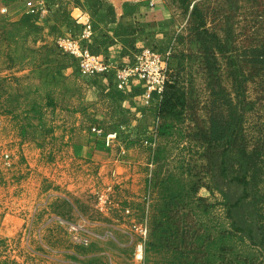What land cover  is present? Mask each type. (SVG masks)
I'll use <instances>...</instances> for the list:
<instances>
[{
	"label": "rangeland",
	"instance_id": "374dc122",
	"mask_svg": "<svg viewBox=\"0 0 264 264\" xmlns=\"http://www.w3.org/2000/svg\"><path fill=\"white\" fill-rule=\"evenodd\" d=\"M51 2L39 16L0 0V238L35 264H264V0ZM76 6L112 66L91 81L56 45L79 35ZM167 47L152 149L144 85L119 90L114 71ZM29 214L34 259L13 234Z\"/></svg>",
	"mask_w": 264,
	"mask_h": 264
},
{
	"label": "built area",
	"instance_id": "2783aa9c",
	"mask_svg": "<svg viewBox=\"0 0 264 264\" xmlns=\"http://www.w3.org/2000/svg\"><path fill=\"white\" fill-rule=\"evenodd\" d=\"M61 1L71 2L72 0ZM26 3L29 13L39 16H45L52 5L51 0H26ZM85 10L81 6H76L77 13L73 17L75 23L79 25V35L61 34L56 39V45L61 52L75 63L79 75L85 80L91 81L95 77H103L108 74L112 66L106 56L95 53L92 49V21ZM171 55L172 51L170 47H167L162 52L159 49L147 48L141 51L132 65L117 67L114 71L115 86L119 90L128 89L130 85L136 82H142L144 85L141 104L144 109L152 111L154 118L149 132L142 137V142L152 149L157 145L160 113L168 82ZM91 131L96 136L102 137L105 145L108 147L119 142L120 137L117 131L106 132L100 127H92ZM98 199L100 205L104 206L108 200L107 193H100ZM145 206L147 207L148 203ZM126 213L130 214L129 209H126ZM31 217V214H29L16 218L17 220L19 219V224L16 225L13 234H18V238L21 235V247L31 254L34 259L38 256V253L30 245L34 229V220ZM10 222V220L5 218L4 225L7 226ZM134 228L137 230L139 236L145 239L148 233L147 219L142 217L137 224H134ZM68 229L72 233V239L76 240L80 226L70 224ZM9 241L8 234L0 238V264H35L36 260L32 263L25 262L21 258L20 251L15 250ZM141 254V245H139L137 256L140 258Z\"/></svg>",
	"mask_w": 264,
	"mask_h": 264
},
{
	"label": "trees",
	"instance_id": "16d2710c",
	"mask_svg": "<svg viewBox=\"0 0 264 264\" xmlns=\"http://www.w3.org/2000/svg\"><path fill=\"white\" fill-rule=\"evenodd\" d=\"M189 227L187 228L189 232H192V236L197 237L200 235L201 229L196 225V222L193 218L189 220ZM194 250H197V247L194 246Z\"/></svg>",
	"mask_w": 264,
	"mask_h": 264
}]
</instances>
